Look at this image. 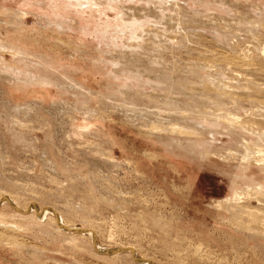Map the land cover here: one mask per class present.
<instances>
[{
  "label": "rangeland",
  "instance_id": "rangeland-1",
  "mask_svg": "<svg viewBox=\"0 0 264 264\" xmlns=\"http://www.w3.org/2000/svg\"><path fill=\"white\" fill-rule=\"evenodd\" d=\"M248 5L245 13L264 19ZM140 6L146 7V1L0 0V44L4 43L0 74L32 69L36 76L71 74L98 94L90 102L97 115L84 121L80 113L77 125H70L61 121L54 103L62 99L83 106L85 98L55 85L33 83L24 89L0 75V195L9 194L23 205L42 196L44 206L68 217L70 224L85 227L88 223L97 230L99 248L101 242L108 244L104 237L108 232H116L124 243L137 245L136 256L150 258L154 264H264V239L237 224L249 221L231 217L232 206L229 210L215 206L216 200L232 193L229 179L218 168L196 156L166 150L158 140L111 113L113 103L105 97L116 93L114 102L121 104L125 100L119 91L128 86L151 88L130 70L114 66L117 53L129 56L128 46L137 42L132 38L140 37L148 26L141 30L138 26L136 32L129 24L130 12ZM198 32L204 43L191 45L194 49L226 51L209 31ZM212 53L200 60L220 68L219 73L213 72L215 77L234 78L227 69L221 70L226 66ZM183 59L188 61L186 56ZM101 129L103 134L96 132ZM19 136L26 141L17 140ZM55 178L66 188L58 187L62 182L52 183ZM11 183H21L18 191ZM34 186L40 197L28 190ZM251 202L248 205L260 208ZM8 208L1 210L0 264H137L131 263V257H124L131 262L98 259L88 253L87 244L88 251L77 252L67 247L63 236L44 233L29 219L12 216L14 211ZM110 244L114 249L116 244Z\"/></svg>",
  "mask_w": 264,
  "mask_h": 264
},
{
  "label": "bare ground",
  "instance_id": "bare-ground-1",
  "mask_svg": "<svg viewBox=\"0 0 264 264\" xmlns=\"http://www.w3.org/2000/svg\"><path fill=\"white\" fill-rule=\"evenodd\" d=\"M145 1L146 7H135L129 14L132 18L129 19V24L136 32L138 26L141 30L148 25L142 30L143 34L140 37L132 38L140 43L135 41L136 44L128 46L129 56L127 54L126 57L119 56L124 51L117 53L115 58L118 63L114 66H118L119 70L120 68L130 70L151 88L143 90L128 86L124 90L121 89L122 91L119 92L125 100L124 104L114 102L116 93L105 97L108 102L113 103L111 113L118 114L122 121L140 130L147 137L158 140L166 150L196 156L203 163L218 168L229 179L232 193L224 199L216 200L215 206L225 210L232 206L231 217L249 221L245 224L243 220H236L239 228L244 227L251 235L264 239V184L261 183L262 181L259 182L264 181V115L262 114L264 110H261L264 107V19L257 18L259 15L254 17L247 14L248 11L245 13L243 9L249 4L254 10L264 14V3L249 0ZM190 2H194L196 6H192ZM200 29L203 30L202 34L206 33L204 31H209L207 33H211L226 51L219 54V50H216L217 55L212 53L211 49L207 51L204 49V52L199 51L198 47L194 49L191 45L200 47L201 43H204V39L199 36ZM172 34H177V38L174 36L173 39ZM0 47L4 49V43L0 44ZM211 53L216 59L218 56V61L215 59L217 62L220 60L226 66L221 67V70L227 69L234 78L215 77L213 72L219 73L220 68L214 63L201 61L204 59L201 57ZM185 56L188 57L186 62L183 59ZM31 71H11L0 75L9 83L18 84L24 89L33 83L43 87L55 85L57 88L65 89L66 92L70 91L76 96L85 98L86 102L83 106L62 99L56 103L57 105L54 103L55 111L62 122L77 125L80 113L84 115V121L97 115L90 107V102L98 97V94L86 88L76 78L77 76L72 77L71 74H65L61 78L57 74L56 77H51L49 74L36 76ZM247 107L250 108L246 109ZM22 126L24 127V124ZM103 129L96 132L103 134ZM20 136L17 140L26 141ZM83 136L85 139L89 137L86 134ZM89 145L91 144L87 146ZM108 155L110 162L115 161L109 150ZM51 182L59 184L62 181L55 178ZM11 184L18 191L21 183H18V186L15 183ZM66 185L62 182L58 187L65 189ZM28 190L34 193V196L40 197L35 186L29 187ZM39 199L23 205L17 198L12 200L9 194L0 195V218L3 216L1 210L5 211L4 209L10 207L14 211L12 216L22 220L29 219L46 234L50 235L54 232L57 236H63L67 247L77 252L89 250L88 253L98 259L110 257L122 258L123 261L124 257H131L132 262L128 260L129 258L125 259L128 260L125 262H136L134 256L138 248L135 243H124L119 238L120 235L117 236L116 232L110 231L104 236L108 244L101 242L102 248H99L97 230L91 228L90 224L76 227L70 224L68 217L44 206L45 201L42 200V196ZM251 200L256 201L260 208L248 205ZM116 224L117 221L113 225ZM96 225L99 227L98 224ZM110 243L116 244L114 249H110L113 247ZM86 244L90 249H86ZM99 250L124 251L110 254L100 253ZM59 254L63 253L59 252ZM144 261L155 263L150 258H145Z\"/></svg>",
  "mask_w": 264,
  "mask_h": 264
},
{
  "label": "water",
  "instance_id": "water-1",
  "mask_svg": "<svg viewBox=\"0 0 264 264\" xmlns=\"http://www.w3.org/2000/svg\"><path fill=\"white\" fill-rule=\"evenodd\" d=\"M78 230V229H77ZM81 230V229H80ZM81 231H83V230H81ZM81 231H79V232H81ZM84 232H85V230H84ZM115 251H124V250H99V252L100 253H113V252H115ZM134 260L136 261V262H138V263H148V264H153L152 262H146V261H144L143 259H141L140 257H138V256H134Z\"/></svg>",
  "mask_w": 264,
  "mask_h": 264
}]
</instances>
